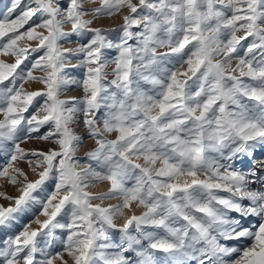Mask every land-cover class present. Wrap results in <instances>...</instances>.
I'll return each mask as SVG.
<instances>
[{"label":"snow or ice","instance_id":"6c2138e0","mask_svg":"<svg viewBox=\"0 0 264 264\" xmlns=\"http://www.w3.org/2000/svg\"><path fill=\"white\" fill-rule=\"evenodd\" d=\"M0 264H264V0H0Z\"/></svg>","mask_w":264,"mask_h":264},{"label":"rangeland","instance_id":"374dc122","mask_svg":"<svg viewBox=\"0 0 264 264\" xmlns=\"http://www.w3.org/2000/svg\"><path fill=\"white\" fill-rule=\"evenodd\" d=\"M121 21L119 20V18L115 19V20H109V19H104L102 21L99 22V24H102L104 26H108V27H115L116 25H118ZM88 145H91V141H87L86 142ZM25 147H43V148H47L48 145L43 144L41 142H36V141H30L29 144L25 145ZM86 150V149H85ZM80 155H83V152L80 153ZM23 166V165H22ZM107 185H101L99 186V190L104 191L106 190ZM6 190L10 193V194H15V190L11 187V186H7L6 185ZM111 203H115V201H110Z\"/></svg>","mask_w":264,"mask_h":264}]
</instances>
